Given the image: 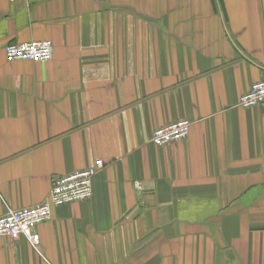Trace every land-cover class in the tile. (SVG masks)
Here are the masks:
<instances>
[{
  "label": "crops",
  "instance_id": "obj_1",
  "mask_svg": "<svg viewBox=\"0 0 264 264\" xmlns=\"http://www.w3.org/2000/svg\"><path fill=\"white\" fill-rule=\"evenodd\" d=\"M30 41L51 60L6 61ZM263 79L264 0H0V217L104 164L0 264H264Z\"/></svg>",
  "mask_w": 264,
  "mask_h": 264
},
{
  "label": "built area",
  "instance_id": "obj_2",
  "mask_svg": "<svg viewBox=\"0 0 264 264\" xmlns=\"http://www.w3.org/2000/svg\"><path fill=\"white\" fill-rule=\"evenodd\" d=\"M3 52L8 62L47 63L52 58L53 45L50 41L7 44ZM262 105L264 79L254 83L238 101V106L245 109ZM190 127L191 123L187 120H177L156 128L151 135L150 143L156 147H164L179 142L187 137ZM103 169V162L96 160L88 168L54 178L49 194L42 203L29 208L11 209L0 217V241L3 239L15 241L24 237L37 249L39 238L34 231L35 227L50 221L54 208L90 200L93 196V180Z\"/></svg>",
  "mask_w": 264,
  "mask_h": 264
}]
</instances>
